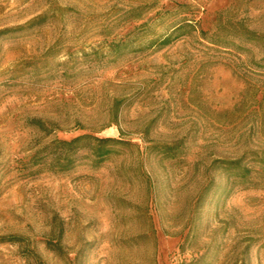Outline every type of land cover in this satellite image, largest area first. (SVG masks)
Masks as SVG:
<instances>
[{"label": "rangeland", "instance_id": "374dc122", "mask_svg": "<svg viewBox=\"0 0 264 264\" xmlns=\"http://www.w3.org/2000/svg\"><path fill=\"white\" fill-rule=\"evenodd\" d=\"M0 264H264V0H0Z\"/></svg>", "mask_w": 264, "mask_h": 264}, {"label": "trees", "instance_id": "16d2710c", "mask_svg": "<svg viewBox=\"0 0 264 264\" xmlns=\"http://www.w3.org/2000/svg\"><path fill=\"white\" fill-rule=\"evenodd\" d=\"M166 41L168 39H165ZM82 137H77L75 140H78ZM94 139L97 141V144L93 147L94 153L100 157H103L107 155L110 152V149L107 147L109 142H114L115 139L111 137H94ZM73 140V141H75ZM230 167H237L239 164V161L230 162Z\"/></svg>", "mask_w": 264, "mask_h": 264}]
</instances>
